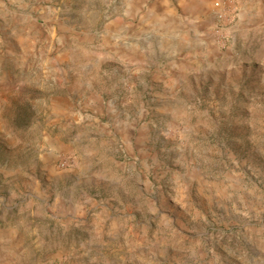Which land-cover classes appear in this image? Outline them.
I'll use <instances>...</instances> for the list:
<instances>
[{"label":"rangeland","instance_id":"rangeland-1","mask_svg":"<svg viewBox=\"0 0 264 264\" xmlns=\"http://www.w3.org/2000/svg\"><path fill=\"white\" fill-rule=\"evenodd\" d=\"M204 1L181 70L83 99L119 0H0V264H264V0Z\"/></svg>","mask_w":264,"mask_h":264},{"label":"crops","instance_id":"crops-1","mask_svg":"<svg viewBox=\"0 0 264 264\" xmlns=\"http://www.w3.org/2000/svg\"><path fill=\"white\" fill-rule=\"evenodd\" d=\"M115 14L105 25L106 35L98 53L91 56L88 51V57L81 63L85 81L81 90L72 91L81 92V98L92 88L94 74L103 78L107 87L94 91L99 97L98 93L115 90L125 78L129 83L131 74L150 63L158 61L156 66L162 69L181 70V52L191 50L192 39L214 19L204 0H175L174 3L171 0H119ZM104 67H109L110 71L102 72ZM86 105L93 107L91 103H78L76 121L79 123L88 121L83 119L87 116L84 114L88 109Z\"/></svg>","mask_w":264,"mask_h":264},{"label":"built area","instance_id":"built-area-1","mask_svg":"<svg viewBox=\"0 0 264 264\" xmlns=\"http://www.w3.org/2000/svg\"><path fill=\"white\" fill-rule=\"evenodd\" d=\"M210 6H216V3L211 2ZM224 15H225V12H220L219 14H217V18L218 19H222V17H225ZM64 164H65V162H61L60 165H62V167H63Z\"/></svg>","mask_w":264,"mask_h":264}]
</instances>
